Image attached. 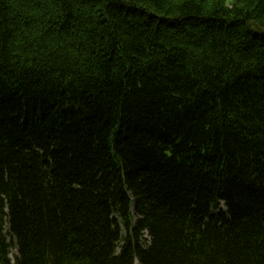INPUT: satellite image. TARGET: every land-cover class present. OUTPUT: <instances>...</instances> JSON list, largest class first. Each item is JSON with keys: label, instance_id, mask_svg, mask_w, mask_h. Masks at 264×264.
I'll return each mask as SVG.
<instances>
[{"label": "trees", "instance_id": "1", "mask_svg": "<svg viewBox=\"0 0 264 264\" xmlns=\"http://www.w3.org/2000/svg\"><path fill=\"white\" fill-rule=\"evenodd\" d=\"M0 264H264V0H0Z\"/></svg>", "mask_w": 264, "mask_h": 264}, {"label": "rangeland", "instance_id": "2", "mask_svg": "<svg viewBox=\"0 0 264 264\" xmlns=\"http://www.w3.org/2000/svg\"><path fill=\"white\" fill-rule=\"evenodd\" d=\"M14 254H16V251L13 252ZM14 257V256H13Z\"/></svg>", "mask_w": 264, "mask_h": 264}]
</instances>
